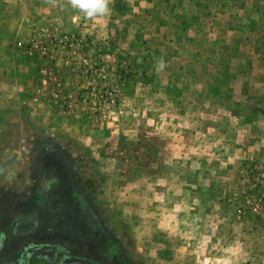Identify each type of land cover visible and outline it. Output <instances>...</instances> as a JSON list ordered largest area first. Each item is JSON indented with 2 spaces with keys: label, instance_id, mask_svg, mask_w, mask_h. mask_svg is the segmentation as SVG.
I'll list each match as a JSON object with an SVG mask.
<instances>
[{
  "label": "rangeland",
  "instance_id": "1",
  "mask_svg": "<svg viewBox=\"0 0 264 264\" xmlns=\"http://www.w3.org/2000/svg\"><path fill=\"white\" fill-rule=\"evenodd\" d=\"M108 6L0 0V228L51 183L108 264H264V0Z\"/></svg>",
  "mask_w": 264,
  "mask_h": 264
},
{
  "label": "flooded vegetation",
  "instance_id": "2",
  "mask_svg": "<svg viewBox=\"0 0 264 264\" xmlns=\"http://www.w3.org/2000/svg\"><path fill=\"white\" fill-rule=\"evenodd\" d=\"M46 189H49V191L47 190L49 196L45 200V206L41 207L38 202L34 201L26 208L34 214L41 211L44 215L43 208L45 207L47 210L44 212L46 230L49 234L54 232L55 236H58V241L52 239L44 245L32 243L29 245V249L28 246L23 248L24 253H28L29 256L36 255L42 246L47 251V256L44 257L46 264H53L51 261L54 260L53 256L48 255L51 252H55L60 257L59 260H69L64 264H108L107 261L100 259L99 240L94 239V236L98 239L99 231L93 229L92 224L87 220V211L84 210L74 193L69 195L67 189H61L57 185H51ZM42 223L40 225H43ZM25 226H29V224ZM57 229L59 232H55ZM1 244L3 249L5 242L2 241ZM30 261L19 260L22 264H31Z\"/></svg>",
  "mask_w": 264,
  "mask_h": 264
},
{
  "label": "crops",
  "instance_id": "3",
  "mask_svg": "<svg viewBox=\"0 0 264 264\" xmlns=\"http://www.w3.org/2000/svg\"><path fill=\"white\" fill-rule=\"evenodd\" d=\"M50 186L51 183L49 184V187ZM44 188L45 186H43L42 188L39 187V189L36 191V194L34 191V196L30 200L31 202H28L27 206H29L34 201L38 202L41 207L45 206V200L48 199L49 192ZM68 193L69 195H71L74 193V191L70 189L68 190ZM74 196L79 200V202L83 206V200L80 195L75 192ZM26 207L25 210H18L16 214V219L9 226V228H0V264L5 263L4 260H10L11 262L9 264H22V262L20 263L19 260H31V264H40L41 262H36L35 258H38L39 260H44V257L46 256L42 257L39 255V253H41L40 250L44 247L41 246L38 249L37 254L31 256H29L28 253H24L23 248L25 246H28L29 249V245L32 243L44 245L45 243H47V241H50L52 239H54V241H58V236H55L56 234L54 232L52 234H49L46 230L44 224V212H46L47 210H45V207L43 208L44 215H42L41 211L35 212L34 214ZM38 217H40L42 221L40 219H37ZM40 223H42L43 225H40ZM28 224L29 226H25ZM55 232H59V230L57 229ZM2 241L5 242V246L3 249L1 244ZM54 255L57 256V254ZM12 260H15L17 262H13Z\"/></svg>",
  "mask_w": 264,
  "mask_h": 264
},
{
  "label": "clouds",
  "instance_id": "4",
  "mask_svg": "<svg viewBox=\"0 0 264 264\" xmlns=\"http://www.w3.org/2000/svg\"><path fill=\"white\" fill-rule=\"evenodd\" d=\"M110 0H68V3L79 9L87 18L104 17L110 14ZM166 67L165 61L161 58L157 62V70L162 71Z\"/></svg>",
  "mask_w": 264,
  "mask_h": 264
}]
</instances>
